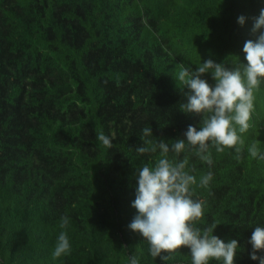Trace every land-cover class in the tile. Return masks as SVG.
Listing matches in <instances>:
<instances>
[{"label": "trees", "instance_id": "obj_1", "mask_svg": "<svg viewBox=\"0 0 264 264\" xmlns=\"http://www.w3.org/2000/svg\"><path fill=\"white\" fill-rule=\"evenodd\" d=\"M262 8L264 0H0V264H130L133 255L165 264L128 227L137 171L160 158L159 149L135 151L142 129L170 147L189 125L199 130L201 117L180 108L190 92L176 79L181 67L246 63ZM203 78L215 83L211 73ZM250 124L240 159L211 146V165L191 149L168 154L187 158L196 178L204 216L194 226L215 224L214 235L238 241L234 264H259L248 241L264 227V160L248 148L256 142L264 153V84ZM62 231L71 251L53 258ZM166 264H192L190 250Z\"/></svg>", "mask_w": 264, "mask_h": 264}, {"label": "clouds", "instance_id": "obj_2", "mask_svg": "<svg viewBox=\"0 0 264 264\" xmlns=\"http://www.w3.org/2000/svg\"><path fill=\"white\" fill-rule=\"evenodd\" d=\"M245 17H238L243 25ZM264 8L258 17H253L252 33L259 32L256 40H247L243 46L244 60L232 68L216 63L212 59L202 62L195 68L181 67L176 79L187 87V103H181V111L201 117L200 128L189 125L184 133L185 139L177 138L171 147L164 140L153 142L151 127L142 129L143 144L135 148L140 154L156 153L160 158L154 166L144 164L139 170L135 199L132 207L137 214L128 225L130 230L140 234L149 244V253L166 262L172 254L182 247L190 250L192 264H209L210 261H222V264H234L238 241H223L214 235L217 225L201 229L195 223L204 216V201L193 199V185L197 181L194 175L186 171L188 159L179 162L170 160L171 151L179 157L186 150H194L201 161L213 163L210 146L222 153L226 148H234L237 159L241 158L244 140L242 134L251 127L254 111L255 93L264 84ZM211 73L215 82L210 84L203 77ZM97 139L111 149L112 139L102 132ZM253 159L264 160V153L253 142L248 148ZM211 172L201 177L200 186L207 187L212 180ZM68 217H61L60 227L65 228ZM251 244L250 259L264 264V227L256 226L248 241ZM71 251L66 232L58 235L53 258H59ZM257 253H262L258 255ZM130 264H139L136 256L130 258Z\"/></svg>", "mask_w": 264, "mask_h": 264}]
</instances>
